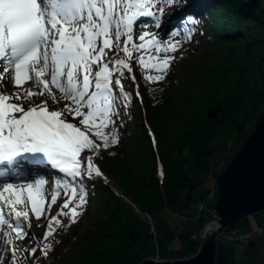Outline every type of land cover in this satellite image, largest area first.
I'll list each match as a JSON object with an SVG mask.
<instances>
[{
    "label": "snow or ice",
    "instance_id": "1",
    "mask_svg": "<svg viewBox=\"0 0 264 264\" xmlns=\"http://www.w3.org/2000/svg\"><path fill=\"white\" fill-rule=\"evenodd\" d=\"M191 7V0H0V264H49L83 222L97 185L111 189L105 164L123 155L137 108L158 146L145 97L162 103L154 93L172 86L174 61L206 35L203 13ZM173 15L178 26L165 33ZM244 161L221 177L225 213L250 194L239 180Z\"/></svg>",
    "mask_w": 264,
    "mask_h": 264
},
{
    "label": "trees",
    "instance_id": "2",
    "mask_svg": "<svg viewBox=\"0 0 264 264\" xmlns=\"http://www.w3.org/2000/svg\"><path fill=\"white\" fill-rule=\"evenodd\" d=\"M191 5L192 14L203 13L206 35L195 37L201 43L192 46L194 53L189 47L184 61H174L172 86L154 93L162 103L154 106L152 97H145L158 146L153 148L146 137L140 124L144 110L137 108L123 155L105 164L112 185L128 201L98 184L83 222L65 234L59 255L64 264H141L156 257L174 261L199 249L183 255L175 250L178 234L166 217H197L192 203L198 187L231 163L259 122L264 110V0H191ZM219 156L229 158L221 170L214 161ZM211 220L197 217L192 235ZM93 224L97 228L89 233ZM233 231L243 234L241 221L223 235L235 237Z\"/></svg>",
    "mask_w": 264,
    "mask_h": 264
},
{
    "label": "water",
    "instance_id": "3",
    "mask_svg": "<svg viewBox=\"0 0 264 264\" xmlns=\"http://www.w3.org/2000/svg\"><path fill=\"white\" fill-rule=\"evenodd\" d=\"M245 157L244 168L239 178L240 184L250 193L247 197L238 198L233 210L225 213L221 206L223 189L221 177L227 168ZM218 198L215 214L219 227L209 233L200 243L197 253L191 257L177 260L146 259L141 264H217L218 236L227 232L245 217L264 212V110L253 132L247 137L231 163L216 177Z\"/></svg>",
    "mask_w": 264,
    "mask_h": 264
},
{
    "label": "rangeland",
    "instance_id": "4",
    "mask_svg": "<svg viewBox=\"0 0 264 264\" xmlns=\"http://www.w3.org/2000/svg\"><path fill=\"white\" fill-rule=\"evenodd\" d=\"M186 55V54H185ZM26 85L28 82L25 83ZM11 87V86H10ZM253 132V131H252ZM251 132V133H252ZM250 133V134H251ZM247 139V138H246ZM244 143V142H243ZM229 158L224 156H219L214 161L217 163L216 167L218 170L224 168L225 161ZM216 178L208 177L203 181V183L198 187L195 197L192 203V208L198 212L197 217L209 220L212 217L211 222L207 227L213 222V214L215 213V205L218 198V188L215 182ZM215 193L214 198H210L211 194ZM202 204H207V208L202 212L199 211V207ZM196 217V218H197ZM196 218L189 217L183 218L177 215L169 214L166 219L171 224L172 227L177 231V237L172 243V247L175 250H178L180 254H187L193 249H198L200 242L193 238L191 229H196L198 222ZM34 220L36 218H33ZM264 224V212L256 213L245 217L241 221L242 233L247 235L248 233H254L258 227H262ZM98 224L90 225V232L94 231L97 228ZM45 225H40L36 231L39 232L41 228ZM71 240V238H70ZM218 257L217 264H264V238H261L254 234V239L250 240L248 243H245V251L241 256L237 255L239 251V241L232 237L227 239L225 235L220 234L218 236ZM19 243V242H18ZM61 249L56 253L55 256H51L49 264H64L59 258ZM237 253V254H236ZM236 254L241 258V261L237 262L234 260L233 255ZM47 259V258H46ZM183 259V258H181ZM237 262V263H236Z\"/></svg>",
    "mask_w": 264,
    "mask_h": 264
},
{
    "label": "built area",
    "instance_id": "5",
    "mask_svg": "<svg viewBox=\"0 0 264 264\" xmlns=\"http://www.w3.org/2000/svg\"><path fill=\"white\" fill-rule=\"evenodd\" d=\"M112 191L114 192V194L118 197H122V195L119 193V191L116 189V188H112ZM215 196V193H212L210 198H214ZM126 201H128L127 198L123 197ZM131 205H133L131 202H130ZM133 208L135 209V211L137 213H139L138 209H136L135 206H133ZM207 208V204H202L200 205L199 207V210L200 212H202L203 210H205ZM213 222L208 226L206 227L205 230L201 231L199 234H195L193 236L194 239L198 240L199 242H202L206 236L211 233L212 231L216 230L218 227H219V222H218V217L217 215L214 213L213 215ZM232 234H237L236 231H233ZM246 234V233H245ZM245 234H241V235H237L236 239L239 241V251H238V254L239 256H241V254L244 253L245 251V248H244V245L245 243H248L250 240L254 239V234H256L257 236H263L264 234V226L262 228H257L254 233H248L247 235ZM230 237V236H228ZM227 237V238H228ZM231 238V237H230ZM236 255V259L235 261L239 262L241 261V258L239 256ZM156 259H159L158 257H156Z\"/></svg>",
    "mask_w": 264,
    "mask_h": 264
}]
</instances>
